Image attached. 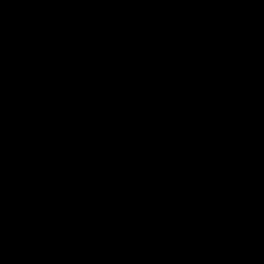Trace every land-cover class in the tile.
I'll list each match as a JSON object with an SVG mask.
<instances>
[{"label":"water","instance_id":"1","mask_svg":"<svg viewBox=\"0 0 264 264\" xmlns=\"http://www.w3.org/2000/svg\"><path fill=\"white\" fill-rule=\"evenodd\" d=\"M0 264H264V0H0Z\"/></svg>","mask_w":264,"mask_h":264}]
</instances>
